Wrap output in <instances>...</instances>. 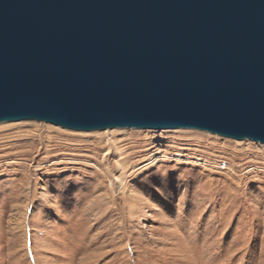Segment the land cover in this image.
I'll return each mask as SVG.
<instances>
[{"label":"rangeland","instance_id":"374dc122","mask_svg":"<svg viewBox=\"0 0 264 264\" xmlns=\"http://www.w3.org/2000/svg\"><path fill=\"white\" fill-rule=\"evenodd\" d=\"M78 134L0 124V264H264V149Z\"/></svg>","mask_w":264,"mask_h":264},{"label":"water","instance_id":"95a60500","mask_svg":"<svg viewBox=\"0 0 264 264\" xmlns=\"http://www.w3.org/2000/svg\"><path fill=\"white\" fill-rule=\"evenodd\" d=\"M264 144V0H0V123Z\"/></svg>","mask_w":264,"mask_h":264},{"label":"bare ground","instance_id":"6f19581e","mask_svg":"<svg viewBox=\"0 0 264 264\" xmlns=\"http://www.w3.org/2000/svg\"><path fill=\"white\" fill-rule=\"evenodd\" d=\"M28 121H33V120H27V121H16V122H3V123H0V124H16V123H20V122H28ZM43 123V122H41ZM45 124H48V125H52V124H49V123H45ZM52 126H55V125H52ZM57 128H61V129H65V128H62L60 126H55ZM65 130H69V129H65ZM115 130H125V132L129 135H136V133H151V132H165V133H171V132H184V131H193L195 136L197 137H205V136H208V135H205L206 133H210V132H207V131H202V130H198V129H182V128H166V129H135V128H113V129H105V130H99V131H89V132H84V131H75V130H69V131H72V132H75V134H78V133H96V132H105V134H108L107 135V139H106V143L104 145L105 147V155L103 156V158H107L108 156H112V154L114 153V150L116 152L119 153V155H121L120 153V148L117 146V141L113 139V136L112 134L114 135V131ZM67 132V131H66ZM71 133V132H70ZM211 135H213V133H210ZM27 135V134H26ZM79 135V134H78ZM82 135V134H80ZM87 135V134H86ZM102 135V134H101ZM214 135H217V134H214ZM213 135V136H214ZM84 136V135H83ZM220 136V135H217V137ZM220 137H223V136H220ZM228 137H226L227 139ZM225 139V137H224ZM225 139V140H226ZM228 139H233V138H228ZM105 140V139H104ZM223 140V139H222ZM240 141V142H243L241 144H246L244 146H248V147H253L255 149H264V144L260 143V142H257V141H254V140H251V139H243V140H237V139H233V141ZM213 141V140H212ZM249 142V143H248ZM250 142H253V144H251ZM236 143V142H235ZM234 145V144H233ZM102 158V159H103ZM2 162V161H1ZM117 162V161H116ZM118 163V170H121L123 168V165L120 164L121 162H117ZM116 176V175H115ZM115 178H113L114 180ZM117 180V179H116ZM119 184H120V189L123 190L124 188V182L123 180L119 179ZM131 206V205H130ZM133 206V205H132ZM134 207V206H133ZM131 212V211H130Z\"/></svg>","mask_w":264,"mask_h":264}]
</instances>
